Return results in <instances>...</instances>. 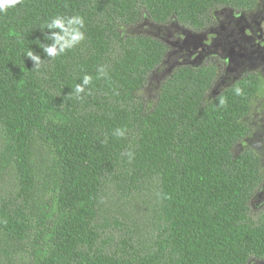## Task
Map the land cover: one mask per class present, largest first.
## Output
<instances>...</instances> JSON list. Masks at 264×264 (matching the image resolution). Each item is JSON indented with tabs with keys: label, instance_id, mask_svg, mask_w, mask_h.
<instances>
[{
	"label": "trees",
	"instance_id": "trees-1",
	"mask_svg": "<svg viewBox=\"0 0 264 264\" xmlns=\"http://www.w3.org/2000/svg\"><path fill=\"white\" fill-rule=\"evenodd\" d=\"M255 3L20 0L0 13V264L264 260L262 156L235 150L264 81L251 71L211 95L216 66L180 63L149 102L168 45L139 30L204 31ZM57 18L67 33L48 27Z\"/></svg>",
	"mask_w": 264,
	"mask_h": 264
},
{
	"label": "rangeland",
	"instance_id": "rangeland-1",
	"mask_svg": "<svg viewBox=\"0 0 264 264\" xmlns=\"http://www.w3.org/2000/svg\"><path fill=\"white\" fill-rule=\"evenodd\" d=\"M139 30L163 38L168 45L163 62L150 75L144 88L149 102L155 100L162 78L180 63H211L216 66L217 75L209 92L211 95L247 72L258 73L264 81V0H257L250 11L219 9L211 26L204 31L188 30L174 22L167 25L143 23ZM263 102V96L258 94L251 103L247 116L251 135L245 137L235 150L255 147L264 166V119L259 112L260 108L264 109ZM263 197L264 181L252 202L259 203ZM253 264H264V260Z\"/></svg>",
	"mask_w": 264,
	"mask_h": 264
},
{
	"label": "clouds",
	"instance_id": "clouds-1",
	"mask_svg": "<svg viewBox=\"0 0 264 264\" xmlns=\"http://www.w3.org/2000/svg\"><path fill=\"white\" fill-rule=\"evenodd\" d=\"M18 3H20V0H0V13H6L9 8L14 7ZM73 22L79 23L81 25L83 23V21L81 19H79V18L75 19V21H73V20H69L68 21V23L70 25ZM48 27L49 28H61V29H64V31L66 33L68 32V29L65 28L64 22L60 18H57V19L53 20L52 23L48 25ZM82 38H83V34L82 33L74 35L72 37L73 40H79V39H82ZM60 39H63V37H60ZM46 51L48 52L49 55H55V52H56L54 47H49V48L46 49ZM28 56L31 57L34 60H38V57H34L31 52L28 53ZM89 82H90V77L86 76L84 78L83 83L84 84H88ZM76 91L78 93L82 92L83 91V87L80 86V85H77ZM116 135L122 136L123 135V131L118 129L116 131Z\"/></svg>",
	"mask_w": 264,
	"mask_h": 264
},
{
	"label": "flooded vegetation",
	"instance_id": "flooded-vegetation-1",
	"mask_svg": "<svg viewBox=\"0 0 264 264\" xmlns=\"http://www.w3.org/2000/svg\"><path fill=\"white\" fill-rule=\"evenodd\" d=\"M255 2H257V0H255ZM255 6H256V3H255ZM230 9H234V10H237V9H235V8H230ZM241 11H250V10H241ZM248 73V72H247ZM244 74H246V73H244ZM241 76V75H240Z\"/></svg>",
	"mask_w": 264,
	"mask_h": 264
}]
</instances>
